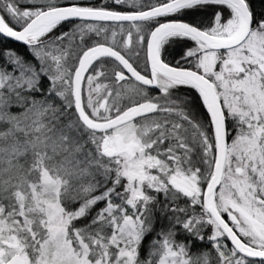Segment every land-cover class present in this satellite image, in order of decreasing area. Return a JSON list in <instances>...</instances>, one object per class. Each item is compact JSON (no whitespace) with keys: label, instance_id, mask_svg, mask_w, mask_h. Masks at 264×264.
Segmentation results:
<instances>
[{"label":"snow or ice","instance_id":"obj_1","mask_svg":"<svg viewBox=\"0 0 264 264\" xmlns=\"http://www.w3.org/2000/svg\"><path fill=\"white\" fill-rule=\"evenodd\" d=\"M0 264H264V0H0Z\"/></svg>","mask_w":264,"mask_h":264},{"label":"trees","instance_id":"obj_2","mask_svg":"<svg viewBox=\"0 0 264 264\" xmlns=\"http://www.w3.org/2000/svg\"><path fill=\"white\" fill-rule=\"evenodd\" d=\"M180 45H173L167 49L165 52V59L171 63H175V60L179 57ZM187 67L188 65H184Z\"/></svg>","mask_w":264,"mask_h":264}]
</instances>
